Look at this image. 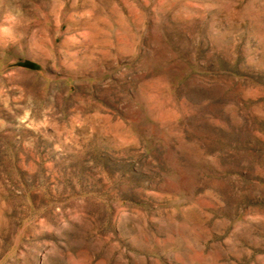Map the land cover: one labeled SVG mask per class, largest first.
I'll return each mask as SVG.
<instances>
[{"label":"rangeland","instance_id":"obj_1","mask_svg":"<svg viewBox=\"0 0 264 264\" xmlns=\"http://www.w3.org/2000/svg\"><path fill=\"white\" fill-rule=\"evenodd\" d=\"M0 264H264V0H0Z\"/></svg>","mask_w":264,"mask_h":264}]
</instances>
